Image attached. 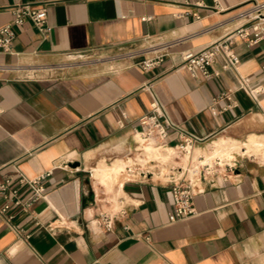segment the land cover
Masks as SVG:
<instances>
[{
  "label": "crops",
  "instance_id": "0c3cea01",
  "mask_svg": "<svg viewBox=\"0 0 264 264\" xmlns=\"http://www.w3.org/2000/svg\"><path fill=\"white\" fill-rule=\"evenodd\" d=\"M249 1L0 0V27L16 3L47 12L46 30L27 20L0 49V183L20 173L46 185L27 211L10 203L0 213V264H264V32L232 45L257 100L220 57L209 77L192 76L181 59L247 21ZM159 53L143 70L139 62ZM153 93L203 138L188 157L175 130L160 148L166 161L145 155L136 134ZM116 147L141 152L107 162ZM116 163L121 185L107 171ZM176 164L182 170H167ZM180 177L195 212L174 219ZM30 195L20 186V200Z\"/></svg>",
  "mask_w": 264,
  "mask_h": 264
},
{
  "label": "built area",
  "instance_id": "2783aa9c",
  "mask_svg": "<svg viewBox=\"0 0 264 264\" xmlns=\"http://www.w3.org/2000/svg\"><path fill=\"white\" fill-rule=\"evenodd\" d=\"M259 7L257 0H252ZM261 6V5H260ZM258 9V8H257ZM12 19L9 24L0 27V49L8 52L11 44L16 37V31L13 26H22L25 21H31L39 30H46L45 22L47 12L45 7L34 8L29 3H16L11 8ZM196 18L199 15L193 14ZM250 16L246 11L245 17ZM264 32V18L258 15L248 17L247 21L228 32L223 37L209 43L198 49H187L181 53L182 64L194 77H209L215 72L210 71V66L217 57L222 59L221 67L224 70H232L237 74L239 88L244 90L250 97L257 100L261 93L260 87L253 88L250 85L249 77L242 76L238 73L237 67L240 59L233 50L235 37L246 39L249 43L256 42ZM163 58L159 53L153 57L143 58L139 64L143 70L148 71L155 67ZM150 89V85H148ZM150 102V109L142 115L139 120V130L145 142H150L156 146L169 147L168 136L171 131L178 132V141L174 145L181 153H186L200 143L203 138L189 132L176 123H174L165 111L163 104L153 93ZM0 107V111H1ZM48 175V174H46ZM43 176L27 178L18 174L15 178H7L0 183V197L7 200V203L0 207V213H3L13 205H20L24 211L40 199L46 193V185L43 182ZM27 185L31 190L28 199L22 201L19 199V188ZM171 196L174 206V215L172 218H181L192 215L195 212L193 204L194 191L189 180L179 178L171 183ZM107 229L111 228V219L105 223Z\"/></svg>",
  "mask_w": 264,
  "mask_h": 264
},
{
  "label": "rangeland",
  "instance_id": "374dc122",
  "mask_svg": "<svg viewBox=\"0 0 264 264\" xmlns=\"http://www.w3.org/2000/svg\"><path fill=\"white\" fill-rule=\"evenodd\" d=\"M258 2H259V4L261 5H259V7L258 6H256V4L255 3H252L253 1H249V3H250V5H249V9L247 10L248 12H249V14H250V16H248V17H254V16H256V15H258V17L259 18H264V0H257ZM258 8V9H257ZM247 17V18H248ZM81 59V58H80ZM83 60V59H82ZM88 60V59H87ZM44 72H46V71H44ZM44 72H38V74H41V73H44ZM26 73H28L30 76L32 75V74H34L33 72H31V71H27ZM221 136H223V135H218V137H216L215 139H218L219 137H221ZM138 145V144H137ZM160 149V148H159ZM161 150V149H160ZM141 151L140 150H132V151H130L129 153H125V152H123V149L122 148H119V147H116V148H113L111 151H110V157L109 158H105V160L107 161V162H111V161H113L115 158H121V157H123V156H125V159L127 158V156H132V157H136L139 153H140ZM166 154H168L169 155V153L167 152ZM175 154V153H174ZM183 153H181V155H182ZM149 156V155H148ZM144 157V156H143ZM175 160L176 161H180L181 160V158L178 156V157H175ZM192 165V163L190 162L189 163V166H191ZM144 167H151L152 169H154L155 171L157 170L158 171V167H155V166H153L152 165V163L151 162H149V163H147ZM171 168V169H170ZM181 167H180V165H178V164H176V165H173V166H171V167H168V169L167 170H173V171H171V172H176V171H179V170H182V168L180 169ZM198 167H196V169H197ZM193 170V169H192ZM188 175H189V177L191 176V174L190 173H188Z\"/></svg>",
  "mask_w": 264,
  "mask_h": 264
},
{
  "label": "bare ground",
  "instance_id": "6f19581e",
  "mask_svg": "<svg viewBox=\"0 0 264 264\" xmlns=\"http://www.w3.org/2000/svg\"><path fill=\"white\" fill-rule=\"evenodd\" d=\"M137 135V137L143 142V143H145V145H144V148H145V152H146V156L147 155H149L150 157H153V158H155V159H160V160H162V161H166V159H168L169 158V155L168 154H166V153H164L162 150H160L159 148H164V147H160V146H156V145H154V144H152V143H150V142H145L144 141V139H143V137H142V135L141 134H139V133H137L136 134ZM258 137V136H257ZM233 141V140H232ZM255 143V142H254ZM259 143V142H258ZM141 145V144H140ZM220 145V144H219ZM246 145V144H245ZM249 146V145H248ZM231 147V146H230ZM235 147V146H234ZM253 147V146H252ZM219 148V147H218ZM228 148V147H227ZM251 148V147H250ZM214 149V148H213ZM253 149V148H252ZM248 150V149H247ZM190 152H191V150H189V151H187L186 153H183L182 155L180 154V152H179V150H178V153L182 156V157H188V155L190 154ZM218 152V151H217ZM214 153H215V151H214ZM221 153H223L222 151H221ZM211 155H213L214 156V154H211ZM210 155V156H211ZM217 155H219V153L217 154ZM197 156V155H196ZM195 156V157H196ZM206 156V155H205ZM171 157V156H170ZM194 157V158H195ZM208 157V156H207ZM217 157V156H216ZM224 157V156H223ZM226 157V156H225ZM230 157H232V155L230 154V153H228V158H230ZM150 159V158H149ZM188 159V158H187ZM205 159V158H204ZM210 159V158H209ZM144 161H145V159H144ZM146 161H147V159H146ZM137 162V161H136ZM185 162V161H184ZM183 162V163H184ZM220 162V161H219ZM204 163V162H203ZM206 163H210L209 161L208 162H206ZM116 166H120V167H122V164H117L116 163V165H114L111 169H107V171H114V173H112L113 175H114V177H115V179H116V182L118 181L119 182V180H120V173L121 172H119L120 170L119 169H117L116 168ZM158 166V165H157ZM187 166V165H186ZM134 168V167H133ZM186 168V167H185ZM135 169V168H134ZM133 169V170H134ZM142 169V168H141ZM189 169V168H188ZM137 170H138V168H137ZM184 170V169H183ZM146 171V170H145ZM164 171V170H163ZM169 171V170H168ZM193 170H191V174H193ZM196 172V171H195ZM159 173V172H158ZM175 173V172H174ZM169 175V174H168ZM101 176V175H100ZM108 176V175H107ZM109 176H111V173H110V175ZM132 176H133V174H132ZM131 176V177H132ZM163 176V175H162ZM112 177V176H111ZM111 177H110V179H111ZM128 177V176H127ZM102 178V177H101ZM100 178V179H101ZM124 178H126V177H124ZM166 178V177H165ZM181 178V177H180ZM107 180H108V178H107ZM112 180V179H111ZM104 181V180H103ZM113 181V180H112ZM119 184H120V182H119ZM121 185V184H120Z\"/></svg>",
  "mask_w": 264,
  "mask_h": 264
}]
</instances>
